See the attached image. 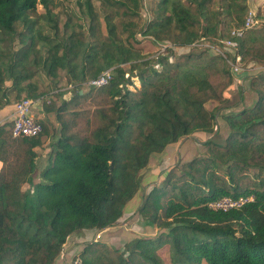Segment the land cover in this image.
Segmentation results:
<instances>
[{"label":"trees","instance_id":"16d2710c","mask_svg":"<svg viewBox=\"0 0 264 264\" xmlns=\"http://www.w3.org/2000/svg\"><path fill=\"white\" fill-rule=\"evenodd\" d=\"M61 1L0 0V110L48 95L40 72L65 70L75 88L69 97L58 92L60 102L43 101L58 126L41 117L40 134L14 137L13 121L0 123V264H53L76 231L117 224L152 155L187 136L209 153L173 165L145 195L138 212L156 236H134L122 248L97 237L78 254L81 264H166L163 247L171 264H264V68L245 78L258 97L224 116L229 131L219 142V109L208 103L230 101L231 56L174 49L232 38L264 1L158 0L145 18L144 0H98L102 15L94 0H78L81 14L63 17ZM140 37L167 46L149 53ZM235 40L242 63L264 65V25ZM107 69L108 84L87 88ZM225 196L252 199L209 206Z\"/></svg>","mask_w":264,"mask_h":264},{"label":"rangeland","instance_id":"374dc122","mask_svg":"<svg viewBox=\"0 0 264 264\" xmlns=\"http://www.w3.org/2000/svg\"><path fill=\"white\" fill-rule=\"evenodd\" d=\"M77 1L78 0H62L61 3H59L58 9L56 10H60L62 17L65 15V13L63 14V11H66V12L75 11L78 15H80L81 14L79 11L80 7H78ZM157 1L158 0H144L145 6L143 5V7L140 9V12L143 18L148 16V14L149 16L150 15L152 16V8ZM94 3L96 4L98 11L102 15L100 5H99L100 2L98 0H94ZM38 9L40 12L43 11V7L41 5L38 6ZM250 10H254V12H256L255 18L257 19V23L251 28H259L262 25H264V6H261L258 9L251 7ZM82 21L84 22L86 21L88 23V19L85 17H83ZM140 38L142 39V41L139 42L140 44L139 46H142L146 52L153 53L159 50L163 51L165 49L163 45L161 46V45L155 44L149 38H145V37L143 38L140 37ZM206 43L207 45L210 44V42L208 41H206ZM167 44H170V43H167ZM204 47L206 46L204 45ZM200 48H203V47H200ZM174 49L177 53L192 52V50H190L192 48L174 47ZM241 64H242V70H248L251 75L257 73L259 70L264 68V65H256L254 62H250L247 64L241 62ZM240 72L241 71H239L238 73ZM238 73H235V74L238 75ZM65 74H66L65 70H60L59 76L56 78L48 76L47 74L43 72H40L37 75V81L39 82L40 87H42L41 90L49 92V94L46 96H51L50 99L53 98V99H56L58 102H60L62 97H69L71 94L75 93V88L68 87ZM134 80L136 82L137 87H139L140 82L138 81V79L135 78ZM240 81H241L240 79L239 81L237 80V78L234 79L233 84L226 90L225 93L230 98L229 102L225 104H218L214 101L208 103L209 108L214 109V110L219 109L216 112L217 113L216 114L217 115V127L219 126L221 127L222 124L224 125V122H226L224 116L226 114H229L230 112L242 110L244 107L252 106L254 102L256 101L258 97L257 92L249 88L248 83H247V86H245V90L241 89ZM55 85H56V88H55ZM86 86L88 88L91 85L87 83ZM131 88L133 89L134 86H132ZM67 90L71 91L72 93L68 94ZM58 92H66V93H64V95L60 98L56 96ZM46 96L45 97L43 96L42 99L45 102H49V98ZM83 105L84 106H82L81 108L92 110L90 109L89 102H85ZM10 106L11 105H7L5 106V108H9ZM3 111L5 112V109ZM3 111L0 112V118L5 115ZM49 114L52 116V119L54 120L55 124H57L58 122L56 120L55 112L52 111ZM227 128L229 127H226L225 125V128H224L223 126L222 132L219 134V132L217 131L212 136V138L218 140L219 142H224L228 134V131H229ZM196 139H198L199 141L197 143L194 140L196 145L191 150H190V140L184 142L182 150H181V156H178L179 153L177 150L176 154L172 157L171 156H166V157L165 156H154L151 159V164L148 165L141 173V180H140L141 186H140L139 192L125 206V210H124L125 212L134 211V213H131L126 218L121 219L119 223L108 228L105 232H103L102 234H100V236H98L99 238H102L103 240L107 241L109 244H113V245H116L122 248L126 240H129L134 236H146V237L156 236L157 228L146 225L140 213L138 212V210L144 202L145 195L146 194L148 195L151 189L161 184L166 179L167 172L173 165L179 162H187L195 156L206 155L209 153L208 147L206 145H205L206 151L204 153L202 152L201 149L203 147L199 144V142L202 140L199 138H196ZM190 153H192L191 156H190ZM160 253L163 259L165 260L166 264H171L167 248L163 247Z\"/></svg>","mask_w":264,"mask_h":264},{"label":"built area","instance_id":"2783aa9c","mask_svg":"<svg viewBox=\"0 0 264 264\" xmlns=\"http://www.w3.org/2000/svg\"><path fill=\"white\" fill-rule=\"evenodd\" d=\"M256 12L254 10H250L245 22L244 26L240 28H235L231 31L232 38L221 40L219 43H210L207 45L205 38L202 37L199 41L190 45V47H204L212 48L216 52L220 53L224 57L231 56L227 58L228 63L234 73H238L242 70L241 64V56L236 52L237 41L235 37H239L243 34L244 30L253 27L257 23ZM164 48L166 45H163ZM113 76V70L107 69L103 71L99 76L92 78L88 81V83L92 86L100 87L109 83ZM34 104L35 101L31 98L25 97L18 102L15 103V111L12 118V134L14 137L20 136H36L41 133L42 125L38 121L37 117L34 115ZM252 197H231L225 196L220 199L209 202V206L213 209L217 210H228L231 208L241 207L245 202L251 200ZM82 259L79 255H77L69 264H81Z\"/></svg>","mask_w":264,"mask_h":264},{"label":"crops","instance_id":"0c3cea01","mask_svg":"<svg viewBox=\"0 0 264 264\" xmlns=\"http://www.w3.org/2000/svg\"><path fill=\"white\" fill-rule=\"evenodd\" d=\"M264 0H257V2H255V6H258V2H263ZM149 16V14H148ZM184 48H192L190 46H184ZM250 75V72L248 70H241L240 73H238V75H236L235 79L237 78V80L240 81V85H242L243 88H245V86H247V80L245 79L247 76ZM42 87L39 88L40 91ZM68 95V94H67ZM42 98V97H41ZM41 98H37L35 99V104H34V115L37 118H44V117H49L52 121H54L52 119V116L48 113H46L43 110V100ZM14 104L11 105L9 108H4L5 112L3 110H0V112H4V116L0 118V123L4 122L6 120H12L13 115H14ZM7 109V110H6ZM228 127L227 123L224 122V125L222 124L221 127H217L219 134L222 132V128L224 126L225 128ZM229 130V128H227ZM190 140V150L193 149V147H195V141L198 143V139H196L193 136H187L185 137L179 144L178 143H172L170 145L167 146L166 150L163 153H159V154H155L152 155L151 159L154 156H174L178 150L179 155L181 156V150L183 147L184 142ZM195 140V141H194ZM182 144V145H181ZM199 144L203 147L201 150L204 153L206 151V146L204 141H200ZM181 145V146H180ZM40 147H37L36 150H39ZM192 155V153H190V156ZM151 159L149 162V165L151 164ZM2 167V161L0 160V170ZM131 213H134V211H129V212H125L122 216L121 219L126 218L128 215H130ZM120 219V220H121ZM119 220V222H120ZM118 222V223H119ZM108 228H104L102 230H98V229H81L76 231L74 234H72L69 239L67 240V242L64 245L63 251L60 253V255L55 259L53 264H69L84 248V246L86 245L87 242L96 239L98 236H100V234H102L103 232H105Z\"/></svg>","mask_w":264,"mask_h":264}]
</instances>
